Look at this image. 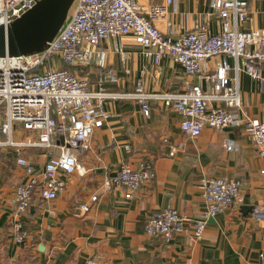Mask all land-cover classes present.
<instances>
[{"label": "crops", "instance_id": "obj_1", "mask_svg": "<svg viewBox=\"0 0 264 264\" xmlns=\"http://www.w3.org/2000/svg\"><path fill=\"white\" fill-rule=\"evenodd\" d=\"M246 1L247 17L240 29L264 28V0ZM138 2L147 9L165 0ZM197 23H203L209 33L218 29L211 0H174L168 6L167 21H158L156 26L163 35L175 39ZM118 46L127 53L124 64ZM96 50L105 53L102 65L114 70L118 79L105 85L107 92L132 93L141 84L146 93L178 94L196 83L170 57L155 65L131 35L102 39ZM227 62L234 65L232 58ZM213 67L214 60L207 61L206 68ZM72 68L73 73L87 79L90 90L97 88L98 68L94 64ZM261 77L259 83L245 73L238 75L240 106L232 110L244 118L264 121V64ZM102 108L107 114L103 125L94 131L86 147L75 152L83 172L64 176L65 190L54 200L32 196L22 218L27 237L20 244L11 238L8 201L26 177L15 164L12 150L0 148L1 264H85L89 258L100 264H264V228L250 218L253 206H264V160L257 156L242 127L221 131L205 127L191 138L181 132L177 112L162 101L149 102L148 117L135 100L108 99ZM13 133L16 141L34 137L21 125H15ZM225 140L232 143L231 151L223 149ZM23 155L41 172L47 159L44 149L25 148ZM139 162L150 163L154 177L133 197L125 199L120 189L103 190L104 177L114 175L122 164L136 167ZM216 177L239 180L240 198L223 213L204 217L206 204L199 183ZM92 196L96 201L92 202ZM82 204L89 207L87 212L80 211ZM167 206L192 221L205 220L200 239L180 235L165 242L147 236L146 221Z\"/></svg>", "mask_w": 264, "mask_h": 264}, {"label": "built area", "instance_id": "obj_2", "mask_svg": "<svg viewBox=\"0 0 264 264\" xmlns=\"http://www.w3.org/2000/svg\"><path fill=\"white\" fill-rule=\"evenodd\" d=\"M39 0H0V26L9 28ZM174 0L144 9L138 0H73L71 16L56 35L37 51L16 57H0V148L12 150L15 164L22 168L26 181L18 184L9 199L12 214L11 238L15 244L27 237L23 224L32 196L54 200L65 190L64 176L82 173L76 151L87 142L107 118L102 105L108 99L135 100L143 116H149V102L162 101L179 115V128L191 138L197 137L205 127L221 131L242 127L253 143L257 156L264 160V121L240 116L232 109L240 106L238 75L245 73L261 82L264 64V28L241 30L246 21V0H211L216 12L218 29L209 33L203 23L173 38L163 35L156 26L166 20L168 6ZM131 35L146 58L159 65L164 57L178 63L196 83L183 93L150 94L137 84L132 93H111L105 85L118 79L114 70L102 63L105 53L96 47L102 39H119ZM121 61L127 53L122 46L116 49ZM234 60L230 66L227 58ZM214 60L212 69L206 63ZM61 64L83 67L94 64L97 68V88L90 90L88 81L65 70ZM233 72L232 75L230 73ZM213 103L223 104L213 105ZM15 125L34 135L23 141L13 137ZM225 151L233 145L225 140ZM25 148L46 151L41 172L23 155ZM128 149V147H126ZM264 174V170L261 171ZM154 177L148 162L136 167L122 164L112 176L104 177V191L120 189L130 199ZM199 188L206 204L204 217H212L229 209L240 198L241 182L227 177L203 178ZM92 196L91 200L96 201ZM80 211L87 212L85 204ZM250 218L264 228V206L255 205ZM205 220L192 221L167 206L150 215L145 234L170 242L180 235L200 239ZM1 264V263H0ZM85 264H100L89 258Z\"/></svg>", "mask_w": 264, "mask_h": 264}, {"label": "water", "instance_id": "obj_3", "mask_svg": "<svg viewBox=\"0 0 264 264\" xmlns=\"http://www.w3.org/2000/svg\"><path fill=\"white\" fill-rule=\"evenodd\" d=\"M72 1L39 0L11 27L0 26V57H16L41 49L59 31L55 33L54 26L66 19Z\"/></svg>", "mask_w": 264, "mask_h": 264}, {"label": "rangeland", "instance_id": "obj_4", "mask_svg": "<svg viewBox=\"0 0 264 264\" xmlns=\"http://www.w3.org/2000/svg\"><path fill=\"white\" fill-rule=\"evenodd\" d=\"M73 5L71 4L70 5V7H69V10H68V13H67V17H66V19L63 21V22H61V23H57L55 26H54V31H55V33L63 26V25H65V23L67 22V20L69 19V17L71 16V7H72ZM13 137H14V140H16V136H15V134L13 135Z\"/></svg>", "mask_w": 264, "mask_h": 264}, {"label": "trees", "instance_id": "obj_5", "mask_svg": "<svg viewBox=\"0 0 264 264\" xmlns=\"http://www.w3.org/2000/svg\"><path fill=\"white\" fill-rule=\"evenodd\" d=\"M72 67H73V66H72ZM72 67L69 66V65H66V64H63V65H62V68H63V69L68 70V71H70V72H72V71H71V69H73ZM74 68H77V67H74Z\"/></svg>", "mask_w": 264, "mask_h": 264}]
</instances>
